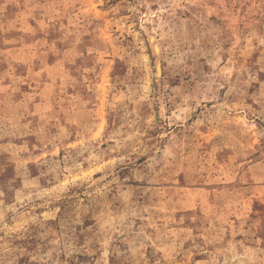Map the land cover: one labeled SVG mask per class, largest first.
<instances>
[{"label":"rangeland","instance_id":"374dc122","mask_svg":"<svg viewBox=\"0 0 264 264\" xmlns=\"http://www.w3.org/2000/svg\"><path fill=\"white\" fill-rule=\"evenodd\" d=\"M0 264H264V0H0Z\"/></svg>","mask_w":264,"mask_h":264},{"label":"bare ground","instance_id":"6f19581e","mask_svg":"<svg viewBox=\"0 0 264 264\" xmlns=\"http://www.w3.org/2000/svg\"><path fill=\"white\" fill-rule=\"evenodd\" d=\"M154 47H155V45H154ZM153 51V50H152ZM155 68V67H154Z\"/></svg>","mask_w":264,"mask_h":264}]
</instances>
